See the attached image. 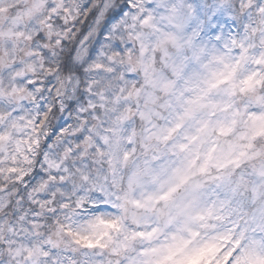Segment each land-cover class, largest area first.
<instances>
[{
	"label": "clouds",
	"instance_id": "1",
	"mask_svg": "<svg viewBox=\"0 0 264 264\" xmlns=\"http://www.w3.org/2000/svg\"><path fill=\"white\" fill-rule=\"evenodd\" d=\"M0 264H264V0H0Z\"/></svg>",
	"mask_w": 264,
	"mask_h": 264
}]
</instances>
